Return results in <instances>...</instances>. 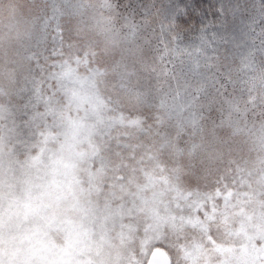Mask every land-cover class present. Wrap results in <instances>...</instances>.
Masks as SVG:
<instances>
[{"label": "clouds", "instance_id": "clouds-1", "mask_svg": "<svg viewBox=\"0 0 264 264\" xmlns=\"http://www.w3.org/2000/svg\"><path fill=\"white\" fill-rule=\"evenodd\" d=\"M166 14L156 0H0V110L37 77L70 90L102 88L135 119L133 139L167 163L166 180L149 189L133 176L134 223L199 240L192 264H243L242 249L221 257L205 247L190 202L244 178L260 195L244 213L230 210L233 229L264 234V61L221 58L197 71L180 25L157 31ZM202 223L225 240L219 221ZM133 250L122 248L119 264H134ZM67 255L78 264L77 250Z\"/></svg>", "mask_w": 264, "mask_h": 264}, {"label": "rangeland", "instance_id": "rangeland-1", "mask_svg": "<svg viewBox=\"0 0 264 264\" xmlns=\"http://www.w3.org/2000/svg\"><path fill=\"white\" fill-rule=\"evenodd\" d=\"M183 1L156 0V3L166 4L165 19H168L174 16L171 13V4ZM200 1H207L210 7H217V13L213 12L217 28L206 34V39L198 45L189 48L183 45L185 55L191 56L197 71L205 64L214 66L221 58L235 60L237 63L248 59L264 61V0ZM140 2L144 3L145 0ZM170 21H167L166 27L163 26L164 32L173 28L174 24L171 25ZM20 89L21 86L5 118L7 123H1L0 126V264H71L67 254L73 249L80 255L78 264H119L120 250L130 243H134V264H145L148 253L155 248L166 251L174 261L177 254L175 240L163 237L158 239L156 236L151 241L146 236L144 242L142 240L143 245H137L132 241L133 236L131 239V235L120 232L114 217L102 210L103 206L113 210L108 206V198L103 195L94 202L89 201L90 192L88 196L79 179L88 173L87 159L96 156L101 150L72 143L74 136L81 130L77 122L67 117L66 123H62V141L57 148L60 155L54 158L59 167L51 175L39 170L24 150L8 142V138L14 137V134L19 135L4 128L5 125L12 128L9 123L11 115L12 118L32 116L25 110L27 103L22 101L23 94L20 95ZM103 93L104 102H110L120 125L134 119L119 108L105 91ZM88 99V90H84L80 96L83 107L79 110L84 116L91 114L92 110L97 111L100 106L92 108L91 104L90 108ZM104 112L108 116V122L111 115L106 109ZM57 113L62 115L75 112L70 108H60ZM4 114L0 110V120ZM98 119L102 124L104 113H98ZM13 126L20 133V144L26 148L27 145H23L26 140L22 137L23 130L15 123ZM22 126L24 129L28 128L30 120L23 122ZM58 132L53 131L51 136H56ZM29 135L28 138H34L33 133ZM42 139L45 138L41 137L39 140ZM34 146L38 149L37 143ZM51 148L55 149L54 146ZM152 154L157 156V152L152 151ZM120 160L124 166L135 162V159L125 157ZM132 172L128 175L134 176ZM52 257L59 259L52 260Z\"/></svg>", "mask_w": 264, "mask_h": 264}, {"label": "trees", "instance_id": "trees-1", "mask_svg": "<svg viewBox=\"0 0 264 264\" xmlns=\"http://www.w3.org/2000/svg\"><path fill=\"white\" fill-rule=\"evenodd\" d=\"M173 5H175V10H173ZM185 5L189 7H185ZM196 5H199V10L195 16L189 19L191 7ZM171 8V13L174 16L163 20L158 25L157 31L163 30L168 25L167 21L170 20L171 25L179 24L182 29L179 39L187 48L198 45L200 41L206 39V34L217 28L216 17L213 14V12L217 13V7H210L207 1L205 3L200 0H184L171 4ZM181 13L183 18L177 19V15ZM185 20L189 22L185 23ZM188 41H191L189 45ZM21 87L22 101L27 103L25 110L32 116H13L12 118L11 115L9 123L12 124V128L6 125L4 128L9 132L11 129L19 135L14 134V137L8 138V142L15 144L20 150H24L39 170L51 175L55 168L59 167L55 164L54 158H58L60 155L57 150L60 141H62L60 130L62 123L65 124L69 117L81 127L80 133L74 136L72 143L101 150L96 156L87 159L88 173L86 176H77L80 177L79 180L83 190H86V194L88 195L90 192L89 201L94 202L98 197L102 198L103 195L108 198V206L113 210L106 209L104 206L102 210L112 215L119 231L125 235H131V239L133 236L132 241L137 245H143L142 240L144 242L146 236L151 241H154L153 238L156 236L159 237L158 239L163 237V239L175 240L177 254L174 260L176 263L173 261V264H180L181 261H185V264H192L193 259H199V254L202 251L199 240L185 241L183 236L171 237L157 224L150 225L149 229L147 227L141 229L134 223L137 214V198L129 189L133 176L126 172L130 174L134 169L132 172L134 176L143 175L144 186L149 189L152 183H163L166 180L165 170L167 168V163L161 153L157 152V156L154 157L151 149H142L133 139L130 133L135 124L134 119L129 122L127 120L123 125H120L110 102H104V91L100 87L88 90L89 107L91 108V104L92 108L96 105L100 106L97 111L92 110L93 112L87 116L79 113L80 108L83 107L80 100L83 91L61 88L56 85L55 81L41 80L39 77L33 83L24 84ZM60 108H70L75 113L59 115L57 112ZM105 109L109 111L112 119H108V122H106L108 116L104 112ZM8 111H4L0 126L7 123L5 118L9 114ZM100 112L105 115L102 124L98 119ZM27 120H30V126L24 129L22 123ZM13 123L23 130L22 137L26 139L23 145H27L26 148L20 144V133L15 130ZM53 131L59 132L56 136H51ZM31 133L34 134V138L27 137ZM41 137L45 139L39 140ZM35 143H37L38 149L34 146ZM52 146L55 149L51 148ZM123 157L135 159V162L124 166L120 160ZM224 185L226 187L218 188L214 192H205L199 197H192L190 202L192 219L199 224L204 233L205 247H214L221 257L239 248L243 250V264H264V234H251L247 231L233 229L230 220L233 214L230 210L235 209L239 213H244L246 206L254 198L259 197V190L253 189L244 178L225 180ZM87 203L89 204V202ZM205 218L212 222L219 221L223 226L225 240L219 239L215 231L210 230L207 224L202 223ZM187 260L189 261L186 263Z\"/></svg>", "mask_w": 264, "mask_h": 264}, {"label": "water", "instance_id": "water-1", "mask_svg": "<svg viewBox=\"0 0 264 264\" xmlns=\"http://www.w3.org/2000/svg\"><path fill=\"white\" fill-rule=\"evenodd\" d=\"M146 262L147 264H173L171 256L166 251L159 248L151 250Z\"/></svg>", "mask_w": 264, "mask_h": 264}, {"label": "snow or ice", "instance_id": "snow-or-ice-1", "mask_svg": "<svg viewBox=\"0 0 264 264\" xmlns=\"http://www.w3.org/2000/svg\"><path fill=\"white\" fill-rule=\"evenodd\" d=\"M185 7H189L188 5H185ZM173 10H175V5H173ZM199 10V5H196V6H193L191 7V12H190V17L189 19H191L193 16H195L196 12ZM183 18V14H178L177 15V19H182ZM185 23H188L189 21L188 20H185L184 21ZM147 264V262H146Z\"/></svg>", "mask_w": 264, "mask_h": 264}]
</instances>
